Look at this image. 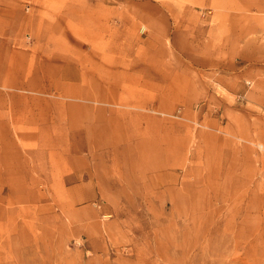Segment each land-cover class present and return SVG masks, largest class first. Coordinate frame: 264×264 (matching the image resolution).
Returning <instances> with one entry per match:
<instances>
[{"label": "rangeland", "instance_id": "rangeland-1", "mask_svg": "<svg viewBox=\"0 0 264 264\" xmlns=\"http://www.w3.org/2000/svg\"><path fill=\"white\" fill-rule=\"evenodd\" d=\"M248 5L0 0V264H264Z\"/></svg>", "mask_w": 264, "mask_h": 264}, {"label": "crops", "instance_id": "crops-1", "mask_svg": "<svg viewBox=\"0 0 264 264\" xmlns=\"http://www.w3.org/2000/svg\"><path fill=\"white\" fill-rule=\"evenodd\" d=\"M250 7L245 14H211L212 19H219L218 33L215 35L217 50L236 51L242 59L251 63L260 59L264 52V0H244Z\"/></svg>", "mask_w": 264, "mask_h": 264}]
</instances>
